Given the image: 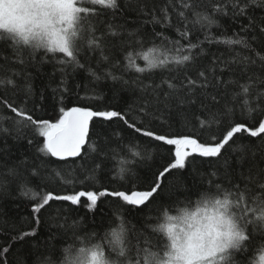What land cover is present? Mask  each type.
I'll list each match as a JSON object with an SVG mask.
<instances>
[{
  "label": "snow or ice",
  "instance_id": "1",
  "mask_svg": "<svg viewBox=\"0 0 264 264\" xmlns=\"http://www.w3.org/2000/svg\"><path fill=\"white\" fill-rule=\"evenodd\" d=\"M261 6L264 0H130L127 4L123 0H0V86L5 91L7 86L18 89L15 77L34 63L51 62L60 73L53 89L59 104L55 120L38 117L34 108H27L30 82L25 84L24 107L0 96V103L11 113L0 115V134L11 131L3 125L8 120L18 136L31 133L29 145L36 140L40 163L28 169L20 184L21 195L30 200L39 197L31 210L41 215L53 201L89 211L96 210L100 197H115L120 202L102 235H77L74 223L73 242L59 251L49 249L40 264H264V168L251 165L234 177L230 164L233 155L241 166L250 152L255 157L250 143L237 145L238 134L264 141V35L248 38L243 27L245 35L210 34L213 27L221 26L219 18L230 14L246 17L251 8ZM129 9L144 19L137 32H126L118 22ZM169 31L178 39H170ZM260 33L264 34V28ZM149 43L152 47H147ZM214 43L227 46L230 55L237 46L252 55L236 54L230 60L209 58L204 46ZM81 71L91 82L111 79L135 84L142 94L137 109L140 120L131 121L117 110L66 107L64 101L73 92L70 81ZM125 73L134 75L125 79ZM193 108L194 128L211 132L216 126L220 131L219 137L211 135L212 143L203 142L195 133L161 134L146 124L148 118L164 122L166 113L177 110L187 114ZM94 118L123 121L126 129L111 135L97 131ZM226 122L229 126L221 129ZM125 136L128 143L134 137L138 141L147 138L141 144L151 148L167 146L174 157L162 171L145 177L151 181L146 190L105 188L40 195L29 187L33 178L83 185L106 169L113 179H129L131 165L151 158V152L137 144L136 151L130 150L132 158L122 157L110 169L111 160L123 151ZM114 137L120 142L116 148L112 147ZM196 157L203 158L201 163L219 167L208 174L207 187L197 191L194 210L187 196L157 204L167 187V177L173 170L182 171L194 164ZM54 162L60 163L46 176L42 174V167ZM5 175L17 178L20 173L12 167ZM133 210L138 216L148 213L141 227L129 219ZM36 222H41L40 216ZM35 235V230L24 231L15 239L25 241ZM8 252L9 247H5L3 253Z\"/></svg>",
  "mask_w": 264,
  "mask_h": 264
},
{
  "label": "trees",
  "instance_id": "2",
  "mask_svg": "<svg viewBox=\"0 0 264 264\" xmlns=\"http://www.w3.org/2000/svg\"><path fill=\"white\" fill-rule=\"evenodd\" d=\"M130 0H123L127 4ZM251 27L249 28V22ZM118 22L123 24L126 32H137V25L144 24L142 19L134 10L129 9L126 14L118 18ZM220 27H213L211 35L233 36L237 33L245 35L241 29H247V37H260V29L264 28V6L253 7L249 10L246 17H233L231 14L219 18ZM148 31H151V25H147ZM162 29L157 28V31ZM170 39H178L174 31L166 33ZM203 39V34L200 35ZM159 44V40L156 41ZM255 46V44H253ZM147 47H152L149 43ZM206 55L211 58L213 56L219 57L222 60H230L233 55H252V53L241 49L239 46L234 50H230L223 44H206ZM147 51V48L145 49ZM39 55H43L40 53ZM138 63L143 66V61ZM95 67V65H94ZM56 73L53 77V73ZM116 75H120V70H115ZM133 73H125L124 78L130 79ZM229 75L224 73V77ZM59 72L53 67L51 62L34 63L33 66L27 67L21 75L15 77L19 83V88L13 90L11 86H7V91L3 86H0V96H4L9 100L15 101L24 107L23 101L26 98V82L32 85V94L27 97V108L29 110L35 109L34 114L44 119L55 120L59 115L58 96L54 94L53 89L58 83ZM70 86L73 92L68 96L64 105L70 106H84L90 107L93 110H117L126 115L131 121L140 120L141 116L138 114L139 101L142 94L139 92L135 84L129 83L127 85L120 82H113L111 79H101L98 82H91L87 73L81 71L76 73L70 81ZM79 86V87H77ZM196 111L193 108L185 114L173 110L172 113L165 114L164 122L160 119L151 120L146 119L153 130L161 134L176 135L181 134H196L206 143H212L211 135L215 134L219 137L220 131L216 126H213L211 132L201 131L199 128H194L195 121L192 118L191 112ZM0 115H11L10 111L0 103ZM187 115V119H185ZM239 116V113H237ZM249 123H252L249 121ZM4 127L11 131L8 134H0V180L3 181L4 187L0 188V264H40L41 261L47 258V252L51 248L62 250L73 242V224H77L75 229L77 235H85L87 233L98 232L103 234V229L113 218V213L120 202L115 197H100L98 206L95 211H89L86 207L73 206L68 202L53 201L50 202L51 207L47 211L42 210L41 214L33 213L31 205L38 202L37 200H30L21 195L20 184L21 181L28 176V169L33 167L34 163L39 164L36 158V140L32 145L27 143V139L31 136L19 135L8 120L3 122ZM93 125L97 131H107L111 135L114 131L126 129L123 121L115 120L112 122L103 121L101 118H94ZM229 122L221 125V129L227 128ZM27 132V130H25ZM124 133H122L123 135ZM241 138L236 141L237 145L249 144L255 152L253 158L252 153H249V158L241 166L237 163L235 155L230 157V164L232 166L233 176L238 177L240 172L247 171L248 167L255 165L259 168H264V141L259 137H249L246 133L238 134ZM95 139V137H93ZM147 138H141L140 141L132 138V142L128 143V137L125 136V141L122 143L123 151H120V156L112 159L109 168H114L118 159L122 157H131V151H136L137 144ZM120 143L115 137L113 138L112 147L116 148ZM155 143V142H154ZM141 147H149L151 158L144 160H137L131 165L132 173L129 179L120 181L113 179L109 175V169L99 173L98 176L88 183L83 185L77 183L76 185L58 183L56 180H44L41 182L35 178L31 179L29 184L40 195L47 191H54L58 194H71L74 191L89 190L101 191L107 188L110 191H130V190H146L148 184L151 182L145 180V177H151L153 173L162 171L164 167L168 166L174 159L172 154L167 151V146L163 148H151L147 144H141ZM189 157V160H192ZM203 158L196 157L194 164H189L182 171L173 170L167 177V187L165 191L158 197L157 204L161 201L167 203L170 199L184 200L185 197H190L193 201V210L195 201L197 200V191L207 187L208 174L219 165L213 166L207 163H201ZM60 162H54L51 165H44L41 169L42 174L47 175L50 168H56ZM223 161H221V164ZM15 167L18 169L20 176L13 178L5 175L9 168ZM67 166H65V170ZM223 171V169H221ZM39 185V187H37ZM47 207V206H46ZM156 206H153V214L156 213ZM40 216L41 222L37 224L36 217ZM131 223L137 227H141L144 220L148 218V213L138 216L136 210L128 214ZM65 225V227H60ZM36 231L34 237H27L25 241H16V237L24 231ZM30 241V242H28ZM9 247L8 253H3V249Z\"/></svg>",
  "mask_w": 264,
  "mask_h": 264
}]
</instances>
